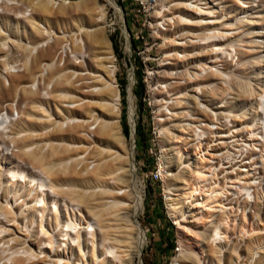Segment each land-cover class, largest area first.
I'll return each mask as SVG.
<instances>
[{
    "label": "rangeland",
    "instance_id": "374dc122",
    "mask_svg": "<svg viewBox=\"0 0 264 264\" xmlns=\"http://www.w3.org/2000/svg\"><path fill=\"white\" fill-rule=\"evenodd\" d=\"M38 1L0 0V212L6 209L13 216L10 219L6 213L12 222L6 218L0 223L6 232L3 242L39 255L42 261L37 264H55L57 259L63 264H113L107 259L104 263L101 252L90 242L81 243L78 238L79 246L70 252L54 237L59 228L54 220L60 218L52 209L54 193L90 196L105 190L107 194L100 201L103 208L117 209L122 226H134L144 236L140 252L129 264H264V181L256 189L251 209L242 210L243 203H234L237 195L225 201L224 193L222 208L213 203L212 211H207L195 205L198 190L194 198L181 199L183 216L172 215L167 206L178 198L172 185L180 187V192L195 186L198 189L199 179L194 173L197 164L208 168L210 162H215L207 154L229 156V161L233 154L236 156L235 150L243 147L249 133L252 137L245 142L264 154L262 141L253 134L261 132L264 122L259 114L264 112L260 109L264 105L260 97L264 91V0H50L48 5L53 10L70 8L72 28L66 32L64 19H44L34 10L33 4ZM84 3L88 4V16L81 7ZM100 9L104 22L97 26ZM84 17L86 22H81ZM97 27H102L111 52L99 51L97 58L113 59L104 63L115 71L118 144L108 142L103 134L104 126L113 120L109 108L115 102L101 100L96 93L104 87L103 80L109 81L107 73L94 63L96 59L87 68L79 57L76 61L68 57L74 66L49 75L54 64L62 67L63 58L59 62L57 53L51 61L39 59L31 73L24 75L32 57L55 38L85 39L86 33ZM211 35L215 37L207 38ZM214 38L219 41L210 42ZM217 46L231 59L227 60ZM137 60L142 66L141 84L137 83ZM63 74L69 76L67 81H61ZM59 81L72 83L71 89L62 91ZM88 85L91 88H85ZM50 89L49 102L37 96L31 102L25 101L36 91L44 98ZM71 113H76V119L68 121ZM221 117H227L229 123ZM75 124H83L80 130L84 131L73 134L80 140L45 136L50 131L57 134L60 129L68 133ZM122 126L127 129V137ZM228 129L229 133L238 130L239 136L220 137L228 135ZM210 139L216 141L208 142ZM199 141L207 143V154L202 156L197 153ZM51 147L75 150L69 158H48L45 166L57 174L74 166L85 174L105 162L121 163L116 171L122 172V182L117 185L121 190L100 184L76 187L67 179L45 180L49 186L48 208L42 213L38 208L35 213V202L31 194L27 195L24 183L9 180L7 172L19 170L30 177L27 172L38 169L32 167L33 161L26 154L33 152L38 158L49 153ZM163 148L167 152H162ZM129 153L132 158L127 163ZM257 162L250 171L254 167L264 171L263 156H258ZM223 169L231 171L234 167ZM204 173L207 182L216 174L221 183L223 174L219 171ZM257 177L255 174L253 188L258 184ZM116 192L119 202L111 198ZM137 195L142 199L138 212L134 207ZM56 204L64 213L60 197ZM217 222L224 238L214 244L209 234ZM131 234L132 243L134 231ZM51 238L55 241L45 248ZM60 243L59 248L56 245ZM125 249L130 254L132 247H120Z\"/></svg>",
    "mask_w": 264,
    "mask_h": 264
},
{
    "label": "bare ground",
    "instance_id": "6f19581e",
    "mask_svg": "<svg viewBox=\"0 0 264 264\" xmlns=\"http://www.w3.org/2000/svg\"><path fill=\"white\" fill-rule=\"evenodd\" d=\"M49 1L50 0H39L35 4L32 3L34 6V10L40 13L44 19H49V18L64 19L63 30L64 32L69 31L72 28V24L69 21V19L72 18V14H70V8L59 7L58 9L53 10L48 5ZM28 2H32V0H28ZM218 2L221 3L222 0H218ZM81 7L84 13L86 14V16H88L90 14L87 8L88 4L84 3L81 5ZM9 8L14 10L16 9V7L14 6H9ZM98 13L99 14H97V18L95 20L97 26L98 24H102L104 22L103 10L100 9ZM81 22H86L85 17L84 19L81 20ZM210 37H215V36L214 35L207 36V38ZM212 41L214 42L219 41V39L214 38L210 42ZM108 48L109 46L105 39V35L103 34L102 27H97L91 31H88L85 35V39H82L81 37L79 38L77 36L69 39L55 38L52 42L46 44L45 48L38 52V55L32 57V62L30 63V66L26 69L24 75L28 76L31 73V69H32L31 67L32 66L35 67L39 59L46 58L51 61L55 58L57 53H58V57L60 56L58 60L59 62L63 58L62 67H59L56 64H54L53 68L49 69L48 72L49 75H52L54 73H59L65 69H68V67L74 66V64L68 59V57L73 58L75 61L79 57L81 59L80 61H82L83 66L87 68L88 66L91 67V61L93 59H96L94 63L97 64V66H100L101 69H103L109 77V81L103 80V82L105 83L104 87L98 89L96 93L97 95H99V97H101V100L109 99L110 102H115L114 106L111 109L109 108V115L112 116L111 118L113 120L104 126L103 134L104 136H106L108 142L118 144L119 143L118 140L120 139L118 137V135L120 134V127L118 126V122H117L119 110H118V106H115L117 105V100H118L117 91L115 88L116 86L114 85L115 71L112 68V66H107L104 63L105 61H113V59L112 57L97 58V52L103 50L105 52L108 51V54L110 55L111 52H109ZM217 50L223 51L224 49L221 48L220 46H217ZM222 54L226 55L227 60L231 59L230 57H228V54L225 51H223ZM68 78H69L68 75L63 74L61 76V81L62 80L67 81ZM61 81H59V83L62 85L61 90L66 92L69 91L71 89L70 86L72 83H67L68 85H66V84H62ZM91 86L92 85H88L85 88H91ZM50 92L51 89L49 91H46L44 93L45 97L42 98L40 96L39 91H36L33 95L25 97V101L31 102L35 99L34 97L37 96L36 97L37 99L42 100L44 102H49ZM260 97H263V102H264V91L260 94ZM105 105L108 106L110 104H105ZM260 109L261 111H264V105L263 106L261 105ZM259 114L262 116L264 120V112L263 113L259 112ZM204 116L206 118L208 117L206 115ZM70 119L75 120L76 113H71L70 118L67 117L68 121ZM221 119H224L226 124L229 123L227 117H221ZM82 125L79 124L71 125V129L68 131V133L65 134H63L65 130L60 129L57 134L54 131H50L46 133L45 136L49 139L53 138V139L63 140L65 138H71L73 140L78 138V140H80L79 137H76L73 134L78 133L80 131H84V130H80L82 128ZM262 126L263 127L261 128V132L259 131L253 134H256V137L259 136V140L262 141L263 149L261 153L263 154L264 153V122L262 123ZM227 132L228 135H224L220 137H225L230 139L231 137L234 138L236 136H239L238 130H234L232 131V133H229L230 129H228ZM250 134L252 133H249V136H246L245 140L243 141L244 142L243 147H241V149L239 148L235 150L236 156L233 154L232 159H230L229 161H226V159H229V156H221V155L219 156L215 153L207 154L206 153V150L208 149L207 143L202 144L200 141L197 142L196 145L198 148L197 153L200 156H202L203 154H207L212 159H215V162H210L211 165L208 168H205V166L202 165L200 166L197 164L198 170L196 168L194 173L199 179L200 185L198 186V189L197 186H195L192 187L191 189L190 188L186 189V192H180L178 191L180 187H176L172 185L173 186L172 190L177 191L176 194L178 198L175 200L173 199V203H167L169 212L172 213V215L178 213L179 216H183V212L180 208L181 199L192 198L193 196H195L196 190H198L199 194H197L198 197L194 199L195 205L196 206L200 205L199 207H202L207 211L208 210L212 211L211 207L213 203H215V206L222 208L224 204L221 201V197L223 196L224 193H226L225 201L228 200L227 197H231V196L234 197V195H237L236 199L238 201L236 200L234 203H239V204L243 203L242 210H245L246 208L251 209V207L254 204V197L255 195L258 194V191H256V189L260 188L262 181H264V171H262L261 167H259V169L254 167L252 171H250V169L251 167L256 166V164L258 163L257 162L258 156H263V161H264V154L260 155V151L256 152L252 148L251 144H247L245 142V141H249V138L252 137L250 136ZM25 139H28V137H26ZM179 141L180 140L176 139V142ZM214 141H216V139L215 140L210 139L208 142H214ZM26 145L27 144H25L24 146ZM73 151L75 150L68 151L64 148H61L60 150H56V148L51 147L49 153L41 154V156L38 158H36L35 153L33 152L28 153L26 154L27 157L33 161L32 167L38 169V171L36 170L28 171L27 173L30 175V177H27L26 174H24L25 172L23 173L22 171L19 170H9L7 172L8 175L7 177L11 181L24 183L25 187L28 189L27 195L31 194L30 199L31 201L35 202V204L33 205L34 210L36 209L38 210V208H40L39 211H41V213L44 210H46V208H48L46 191L47 188H49V186H47L45 180L57 182L62 179L64 180L67 179L70 185L76 187L83 186L84 184H93L96 187L100 184L101 186L104 187L115 188L117 191L121 190L120 185L117 186L120 183V181L122 182L121 179L123 177L121 174L122 172L116 173V171H118V165L121 164L118 162L114 164H110L107 162L99 164L94 170L88 172L86 171L85 174H81L79 170H76L74 168L75 166L69 167L66 173L62 172L61 174H57L56 172H50L49 169L45 166L48 158H51V160H53L54 157L56 160L69 158L70 155L73 154ZM162 152H167V148H163ZM165 157H167V155ZM131 158L132 156L129 153V158L127 159L128 161L127 163L131 162ZM236 159L238 161H234V162L232 161ZM244 159H247L248 161L243 163ZM223 162L229 165L225 166L223 165ZM213 165L214 167L211 168V166ZM217 166L219 167L220 170H217ZM236 166L238 167V170L235 169ZM232 167H234L233 170H231ZM223 168L230 169L231 171H225ZM206 171L207 172L219 171V174L222 173L223 175H222L221 183L217 181L216 174H214V178L212 181L207 182L206 173H204ZM249 172H254V174L250 176ZM62 174L65 177H62ZM228 174H231L232 176L226 177V175ZM255 174L258 175L257 179H259V181L257 182L258 184H256L253 188L252 181L254 180ZM227 183H230V185L227 186ZM235 184H238V186H236ZM182 187L186 188V186L184 187V183ZM251 188H253L252 192L250 191ZM105 194H107V192L105 190H102L90 196H86L85 194H80V193L73 194L71 192L63 195L62 193H54L51 196L53 213L56 212L57 210L60 217L59 218L60 221L58 220V218H55L54 220L55 221L54 226L56 227L59 226L58 230L56 231L57 233L56 235H54V237L57 236V239L59 238V240L63 242V245L62 243H60L56 246L60 248V246L62 245V247H67L68 250L70 249L72 250L73 247L75 248L76 246H79L80 240L81 243L85 242V244L86 243L88 244L90 242L91 246L95 247L94 249H96V251L99 250L101 252L100 255L103 258V262L104 259H107V261L105 260L106 262H113V264L132 263L134 260V255L139 253L141 250L144 236L142 235L141 231L136 227L134 228V226L132 228L131 227L128 228L125 225L122 226V224L120 223L121 219L118 217V214L116 212L118 211L117 209L114 210V208L113 209L109 208L108 210L103 208L101 204L102 202L101 198ZM59 197L61 199V204L59 205H61V207L64 208L63 209L64 213H62V211H60V209L57 208L56 206ZM73 197H76V199L75 200L72 199ZM111 198L117 201L119 200L120 195H118L117 192L112 193ZM252 199L253 201H251ZM134 207L136 212H138L142 208V199L138 195L134 200ZM83 209L87 210L85 214L83 212ZM37 210L35 211V213L37 212ZM7 211L8 210L5 209V212L4 211L0 212V223H5L6 218L8 220L13 219L11 218L12 216L11 213L9 215ZM6 213L8 214V216H10V219L6 217ZM219 227H220L219 222H217V224L213 226V229L209 234V241L211 243L216 244L223 240L224 236L221 235L220 232L221 230H219ZM41 228L42 226L40 227V233L41 235L44 236V232L41 231ZM4 230L1 229L0 227V243L1 241L3 242V235L5 232ZM136 230H138V232ZM133 231H134V237H132L133 242L131 243L130 241L131 238L129 237V235H132L131 233ZM78 238H80V240H78ZM53 241L55 240L51 238L48 242L46 241L47 245L43 244L44 242L41 244L46 245L44 246L46 248L51 246V243ZM6 244L3 242L0 245V261L4 260L3 264H6V261H8L9 264H37L42 261L41 258L37 257L39 255L35 253H31L30 251L25 250L23 248H22L23 250L20 248L21 249L20 251L19 248H16L14 244L11 245H8L9 243L7 245ZM121 246L132 247L130 254H129V250L126 249L120 250ZM179 249L180 248H178V250ZM53 263L63 264V262H61V259H57Z\"/></svg>",
    "mask_w": 264,
    "mask_h": 264
},
{
    "label": "trees",
    "instance_id": "16d2710c",
    "mask_svg": "<svg viewBox=\"0 0 264 264\" xmlns=\"http://www.w3.org/2000/svg\"><path fill=\"white\" fill-rule=\"evenodd\" d=\"M112 48H113V46H112ZM137 64H138V70H139L138 73H137V83H138V84H141V77H142V74H141V68H142V66H141L139 60H137ZM123 85H124V83L121 82V83H120V88H122ZM121 94H122V89H121ZM122 133H123V135H124L125 137L128 136L127 129L124 128L123 126H122Z\"/></svg>",
    "mask_w": 264,
    "mask_h": 264
}]
</instances>
